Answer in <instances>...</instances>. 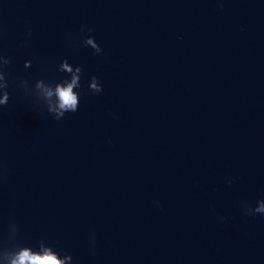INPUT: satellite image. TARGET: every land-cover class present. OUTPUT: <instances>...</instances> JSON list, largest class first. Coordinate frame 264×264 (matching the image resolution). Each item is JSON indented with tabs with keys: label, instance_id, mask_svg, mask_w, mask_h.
I'll return each mask as SVG.
<instances>
[{
	"label": "water",
	"instance_id": "water-1",
	"mask_svg": "<svg viewBox=\"0 0 264 264\" xmlns=\"http://www.w3.org/2000/svg\"><path fill=\"white\" fill-rule=\"evenodd\" d=\"M0 53V243L14 221L64 264H264V0H0ZM65 58L82 94L57 121L11 79Z\"/></svg>",
	"mask_w": 264,
	"mask_h": 264
},
{
	"label": "clouds",
	"instance_id": "clouds-1",
	"mask_svg": "<svg viewBox=\"0 0 264 264\" xmlns=\"http://www.w3.org/2000/svg\"><path fill=\"white\" fill-rule=\"evenodd\" d=\"M221 10L223 8V3L220 4ZM87 31L92 33L93 29L91 28H81V32ZM30 36L31 33L29 32ZM83 45L88 47L91 45L95 55H100L102 53L101 47L96 43L95 37L88 35L83 38ZM12 61L9 57L0 53V107L6 106L10 99V93L8 91L10 87V73L8 67L11 65ZM32 62L26 61L24 67L30 68ZM56 71L59 73L65 74V77L59 81H51L45 79H37L34 83L30 84L28 80L21 79L18 82L15 79H11V84L16 85L17 90L23 91L25 95L31 96L29 89H35L43 92L45 98L51 99L56 98L55 106H50L47 108V112L53 116L57 121L63 119L68 113H75L79 107V97L82 94L78 92V89H81V77L83 75V70L80 66L73 67L67 58L61 61L57 66ZM88 89L94 94H98L103 91L102 85L100 84L97 77L93 76L90 79L88 84ZM37 106H40L37 101L34 99ZM259 207L254 211L258 215L264 216V200L258 201ZM255 216V215H251ZM12 228L15 230V236L11 237L8 235V240L6 243H0V246L11 249L16 248L18 252L12 254L10 259V264H64V262L58 259L60 255L57 251L54 250V245L47 244L44 240H40L36 245V250L32 246H28L19 242V232L20 229L14 221L9 222V229ZM93 244L95 243L94 235L91 237ZM65 257L72 260V257L68 254L64 255Z\"/></svg>",
	"mask_w": 264,
	"mask_h": 264
}]
</instances>
